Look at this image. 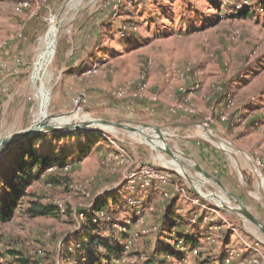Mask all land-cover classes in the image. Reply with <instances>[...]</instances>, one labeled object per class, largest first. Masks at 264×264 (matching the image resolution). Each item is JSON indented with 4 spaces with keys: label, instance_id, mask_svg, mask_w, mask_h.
I'll return each mask as SVG.
<instances>
[{
    "label": "rangeland",
    "instance_id": "obj_1",
    "mask_svg": "<svg viewBox=\"0 0 264 264\" xmlns=\"http://www.w3.org/2000/svg\"><path fill=\"white\" fill-rule=\"evenodd\" d=\"M258 1L30 0L17 12L15 0L13 12L0 8V60L9 62L0 70V137L38 117L37 85L46 101L42 119L90 123L63 133L101 137L88 157H71L64 168L48 171L60 184H48L44 175L30 189L43 202L62 203L64 212L36 219L18 214L0 226V248L23 250L37 264H67L66 243L82 230L78 210L116 194L123 207L112 214L113 230L129 237L126 254L115 264H159V240L167 234L161 221L175 196L178 214L198 209L213 220L202 221L199 253L189 251L185 260L169 264H200L205 258L206 264H221L219 255L231 248L238 254L230 264H242V247L258 241L264 253V234L238 211L236 198L193 167L217 177L264 224V12L231 16L257 8ZM54 17L61 23L55 53L47 65L36 66ZM53 134L45 133L36 147L68 154L78 143L76 136L55 141ZM145 166L173 174V182L150 188L128 182ZM176 184L186 197L176 193ZM153 189L157 195L143 207Z\"/></svg>",
    "mask_w": 264,
    "mask_h": 264
},
{
    "label": "trees",
    "instance_id": "obj_2",
    "mask_svg": "<svg viewBox=\"0 0 264 264\" xmlns=\"http://www.w3.org/2000/svg\"><path fill=\"white\" fill-rule=\"evenodd\" d=\"M263 4L264 0H259ZM239 10L231 16L235 18H245L251 11L259 12L257 9ZM254 10V11H253ZM77 137L78 143L74 145L68 154H56L53 149L37 148L38 142L43 140L45 134L31 136L19 143L7 146L0 152V226L13 222L18 214L28 219L41 217H59L62 211L56 203L43 202V198L35 192H31V187L46 175L48 184H60V178L48 174L50 167L64 168L72 160H83L88 157L94 147L98 145L101 137L96 134H72L54 133L55 141ZM173 182V179H172ZM143 207L151 203L152 196L145 197ZM178 196L169 200L165 208L161 221L162 230L167 234L165 238L159 240V251L156 260L159 264H169L173 258L183 261L187 258L189 251L194 253L200 245V238L204 232L202 225L206 214H199L198 209H193L187 214H178ZM112 203H111V202ZM123 200L116 194H107L96 198L92 209H80L84 220L81 221V231L75 233L67 241V249L64 257L67 264H115L127 252V242L129 237L127 231L113 230L116 223L112 218L117 207H123ZM68 212H70L68 210ZM105 216L101 218V214ZM198 214L199 222L193 223L191 218ZM110 217V218H109ZM103 219V220H102ZM128 227V224L121 223ZM104 230H107L106 232ZM201 235V236H200ZM223 242L229 241V234L225 232ZM171 240L173 243H170ZM226 253L219 255L221 264L226 258ZM17 262L18 264H37L34 256L29 255L23 250L14 248H0L1 261ZM209 262L208 258L200 261V264Z\"/></svg>",
    "mask_w": 264,
    "mask_h": 264
},
{
    "label": "built area",
    "instance_id": "obj_3",
    "mask_svg": "<svg viewBox=\"0 0 264 264\" xmlns=\"http://www.w3.org/2000/svg\"><path fill=\"white\" fill-rule=\"evenodd\" d=\"M15 11L17 12H22L23 8L27 7L28 5H30V0H18V3L15 4ZM249 5V4H247ZM250 8H254L259 10L260 12H264V8H263V4L259 3V1L257 2V8L254 6H249ZM248 7V8H249ZM6 89L3 88L1 89V91H5ZM158 168L152 167V166H145L141 169L140 172L137 173H132L129 176V180L128 182L130 183H135V184H140L142 186V188H150L153 185H155L156 183H165V185L169 182H172V177L173 174H169L168 172H159V170H157ZM54 167H50L48 169V171H53ZM164 185V186H165ZM175 186V191L177 194L181 195H185V197L187 196L186 191L183 188H180L178 186V184L174 185ZM164 188V187H163ZM162 188V189H163ZM197 203L202 206V208L204 210H208L210 209L209 205H207L206 203L202 202L199 198L198 200H196ZM59 208L63 211L64 208L62 207V203L59 202H55ZM198 214H194L191 218V221L193 223H196L198 221ZM207 219H211L213 220V218H210V216H206L205 220ZM207 237V236H206ZM261 241L256 242L255 247H252L250 244L245 243V245L242 247V261L240 263L242 264H264V253L262 252V249L259 247ZM201 250L200 247H198L196 250H194L195 254H198L199 251ZM243 250L245 251V253L243 252ZM36 252L38 253V255L42 254V249L38 248L36 249ZM238 254V251L234 248H231L228 253H227V257L225 258L223 264H230L232 262V260H234L235 256ZM7 264H18L17 262H8Z\"/></svg>",
    "mask_w": 264,
    "mask_h": 264
},
{
    "label": "water",
    "instance_id": "obj_4",
    "mask_svg": "<svg viewBox=\"0 0 264 264\" xmlns=\"http://www.w3.org/2000/svg\"><path fill=\"white\" fill-rule=\"evenodd\" d=\"M94 122L101 123V124H107V125H113V126H122L121 124L111 122V121H107V120H95ZM88 126H90V123H82V124L76 123V124H64V125L63 124H55V123L51 124L49 122V118L46 117L44 120H42L39 123H35V120H34L32 122V124L24 130L13 132L7 136L0 137V145L4 146V147L12 146V145L19 143L22 140H25V139H27L31 136L37 135V134L63 133L66 131H73V130L76 131V130H79L82 128H87ZM155 129L157 130L159 135H161V138H163L160 129L159 128H155ZM138 131L143 133V131L141 129H138ZM156 146L158 148H161L158 145H156ZM165 147H166L165 148L166 151L170 155L174 156V154L171 152V150L169 148H167V144H165ZM174 157L178 161L183 162L181 159L177 158L176 156H174ZM193 167H195L205 177L210 178V179L214 180L215 182H217L228 194H230L231 196H236L240 210L244 213V216L247 217L253 224H255L264 234V224L246 208V206L244 205V202L235 193L228 190L224 186V184L214 175L209 174L208 172L204 171L202 168H200L197 165H193Z\"/></svg>",
    "mask_w": 264,
    "mask_h": 264
},
{
    "label": "bare ground",
    "instance_id": "obj_5",
    "mask_svg": "<svg viewBox=\"0 0 264 264\" xmlns=\"http://www.w3.org/2000/svg\"><path fill=\"white\" fill-rule=\"evenodd\" d=\"M60 24L61 23L58 21L57 18L54 17V18L50 19V29H49L46 37H45V40H44V48L40 51V53L38 52L39 55L35 61L36 66L39 64H42V66H44V64L47 65L48 62L50 61V59L52 58V56L54 55V53H55V41L57 39V34L59 31ZM35 78H36V74L34 75V81H33L34 84H35V80H36ZM41 83L42 82L40 79V84ZM37 93H38V97H39V101H40L39 105H41V106H40V109L38 111V117L35 119V123H39L45 119V118L42 119V117L45 114V110H46L45 109L46 101H44L42 94L40 93V88L38 85H37ZM164 145L165 144H163V146ZM176 166H177V164H176ZM181 170H183V169L181 168ZM232 197L236 198V201L238 203L237 197L236 196H232ZM238 211L242 215H244V213L240 210V207H239Z\"/></svg>",
    "mask_w": 264,
    "mask_h": 264
},
{
    "label": "crops",
    "instance_id": "obj_6",
    "mask_svg": "<svg viewBox=\"0 0 264 264\" xmlns=\"http://www.w3.org/2000/svg\"><path fill=\"white\" fill-rule=\"evenodd\" d=\"M14 2L15 0H1L0 1V8H2V9H4V10H6V9H9V10H11L12 12H13V10H12V7H11V2ZM33 9V8H32ZM30 12L31 10L30 9H26L25 10V12ZM6 12H8V11H6ZM11 12V13H12ZM15 12V11H14ZM3 15H1V17H2ZM5 16V15H4ZM2 48H4L3 50H5V51H2L3 53H6V46L5 47H2ZM7 54V53H6ZM3 60V59H2ZM2 60H0V68L3 66L4 68H1L0 70L2 71V70H5L7 67H9L8 66V64H9V62L7 61L8 59H6V60H4V61H2ZM3 62V63H2ZM1 76H2V74H0ZM153 191L154 192H150L149 194H145V197H150V196H152V197H155L157 194H156V192H155V190L153 189ZM178 200H180V198L178 199Z\"/></svg>",
    "mask_w": 264,
    "mask_h": 264
}]
</instances>
